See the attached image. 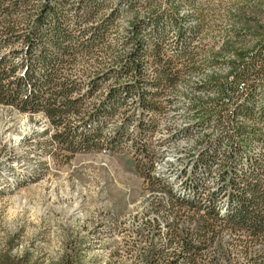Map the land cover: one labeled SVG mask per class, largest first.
I'll use <instances>...</instances> for the list:
<instances>
[{
	"label": "trees",
	"instance_id": "obj_1",
	"mask_svg": "<svg viewBox=\"0 0 264 264\" xmlns=\"http://www.w3.org/2000/svg\"><path fill=\"white\" fill-rule=\"evenodd\" d=\"M207 1L0 0V105L42 114L41 155L129 153L165 194L137 231L147 264H264L262 0L229 11L206 57L195 42ZM176 107L184 125L156 140ZM183 137L196 152L170 176L156 172L161 146ZM73 263L66 253L59 264Z\"/></svg>",
	"mask_w": 264,
	"mask_h": 264
},
{
	"label": "rangeland",
	"instance_id": "obj_2",
	"mask_svg": "<svg viewBox=\"0 0 264 264\" xmlns=\"http://www.w3.org/2000/svg\"><path fill=\"white\" fill-rule=\"evenodd\" d=\"M206 3L204 30H211L213 19L212 35L203 36L202 29L195 46L207 57L220 49L229 11L244 10L240 0ZM181 113L172 108L164 118L168 131L185 123ZM47 124L42 114L0 105V264H59L66 253L73 264H147L138 258L148 244L137 231L155 216L150 202L162 191L136 174L128 152H78L68 160L41 155L34 141L51 131L42 137L35 131ZM194 143L186 137L162 147L155 171L170 176L196 152H187ZM85 240L92 241L86 254Z\"/></svg>",
	"mask_w": 264,
	"mask_h": 264
},
{
	"label": "bare ground",
	"instance_id": "obj_3",
	"mask_svg": "<svg viewBox=\"0 0 264 264\" xmlns=\"http://www.w3.org/2000/svg\"><path fill=\"white\" fill-rule=\"evenodd\" d=\"M261 9H262V11L264 12V0H262L261 1ZM206 19V18H205ZM169 112H171V109H170V111ZM168 112V113H169ZM167 113V114H168ZM175 114V113H174ZM177 114V113H176ZM164 124H166V120L163 118V119H161V122H160V129L161 130H159V131H157V133L155 134V139L156 140H160V139H166V138H168V140H170L171 139V135L170 134H172L173 133V131L172 132H170V131H168L165 127H164ZM182 125H184V124H182ZM182 125H179L178 127H177V129L178 128H180ZM166 130V131H165ZM185 138L186 137H183V138H180L181 140L182 139H184L185 140ZM192 138V137H191ZM196 138V137H195ZM180 139H176V140H180ZM172 141H175V140H172ZM171 142V141H170ZM170 142H168V143H166L165 145H167V144H169ZM188 142V141H187ZM165 145H163V146H161V148L159 149V157H160V150L162 149V147H164ZM162 152V151H161ZM163 154V153H162ZM192 157V156H191ZM191 157H189V158H191ZM188 158V159H189ZM160 159V158H159ZM187 159V160H188ZM159 161V160H158ZM156 162H157V160L155 161V164H156ZM185 163H186V161H184ZM154 164V165H155ZM165 194H163V196H164Z\"/></svg>",
	"mask_w": 264,
	"mask_h": 264
},
{
	"label": "built area",
	"instance_id": "obj_4",
	"mask_svg": "<svg viewBox=\"0 0 264 264\" xmlns=\"http://www.w3.org/2000/svg\"><path fill=\"white\" fill-rule=\"evenodd\" d=\"M221 2V1H218ZM208 5V3H207ZM205 16V15H204ZM206 17V16H205ZM212 30H213V19H211V30H204V25H203V36L204 35H212ZM220 39V38H219ZM204 40V39H203ZM206 44L203 42V45ZM101 151H108V150H101ZM108 152H112V151H108ZM135 171V168H133ZM137 174V173H136ZM143 181H145L147 183V179L145 177H142L141 175H138ZM165 196V195H164Z\"/></svg>",
	"mask_w": 264,
	"mask_h": 264
}]
</instances>
